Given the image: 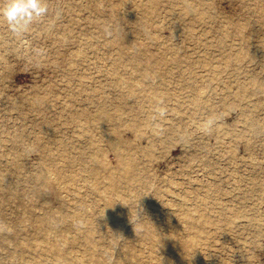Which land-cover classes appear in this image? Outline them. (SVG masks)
I'll use <instances>...</instances> for the list:
<instances>
[{
    "label": "rangeland",
    "instance_id": "obj_1",
    "mask_svg": "<svg viewBox=\"0 0 264 264\" xmlns=\"http://www.w3.org/2000/svg\"><path fill=\"white\" fill-rule=\"evenodd\" d=\"M95 1L101 4L91 9L87 2ZM148 1L40 0L42 14L23 32H13L0 15V224L5 221L10 230L5 242L0 237V264H34L15 242L38 247L36 224L15 221L27 205L54 214L58 228L74 221L73 209L84 206L86 214L99 217L106 207L81 176L67 184L77 188L67 205L55 184L43 186L37 196L32 188L24 194L39 184L32 177L51 163L61 139L87 149L84 111L92 115L98 140L116 122L112 137L133 147L134 178L124 182L117 211L108 215L127 224L146 222L141 229L156 232L153 241L143 232L134 237L141 264L177 255L176 242L163 244L176 234L194 241L182 248L177 264H264V0H188L195 3L191 11L183 0H160L146 23L152 31L146 38L132 31L136 24L129 18L142 16ZM8 3L0 0V8ZM203 10L207 18L199 13ZM248 21L246 35L234 30ZM117 22L133 40L159 50L163 66L136 71L134 52L121 56L112 42ZM143 73L149 77L140 84L117 81ZM195 88L203 89L206 106L195 103ZM100 106L109 107L116 119H99ZM245 106L252 111L244 112ZM104 152L118 164L113 149L104 145ZM7 185L23 197L8 196ZM123 230L121 240L127 236V227ZM55 238L45 246L59 254H44L43 264H56L54 257L68 264L70 238Z\"/></svg>",
    "mask_w": 264,
    "mask_h": 264
},
{
    "label": "bare ground",
    "instance_id": "obj_2",
    "mask_svg": "<svg viewBox=\"0 0 264 264\" xmlns=\"http://www.w3.org/2000/svg\"><path fill=\"white\" fill-rule=\"evenodd\" d=\"M183 1L184 8L187 11H191L195 8V3L188 0ZM124 2L125 1H122V3ZM159 3L160 0H149L142 7V16L138 18L134 16L129 18L130 21H133L136 24L132 31L135 30L139 34L143 36L145 35V37L152 35V31L148 29L146 23L150 20V15H153L158 8ZM87 4L92 9L94 7L99 8L101 2H87ZM199 13L203 18L208 17L207 10L200 11ZM100 25L104 29L108 26L104 19L100 22ZM250 25V21L246 23L238 22L235 24L234 30L244 36L246 35V29L249 28ZM115 28L116 35L112 42L117 43L118 51L121 56L126 52H134L132 53L131 64L136 71H147L148 69L153 70L163 66V62L166 58L159 50L152 51L147 42L133 40L126 30L123 32L122 22H117ZM121 34H123L122 39L119 37ZM239 56H241V54L235 59H238ZM228 58H231V56ZM119 61L120 59L118 58L115 63L117 64ZM114 67L116 68V65ZM145 77H149V74L143 73L142 75L133 78L118 76L117 81L132 86L134 84H140L139 79H144ZM193 95L196 104L199 106H206L202 105L204 98V91L202 88L193 89ZM99 109V119L109 122L116 119L117 115L110 112L109 107L100 106ZM243 111L248 114L252 110L248 106H245L243 107ZM82 114L84 120L88 122L83 126V130L81 131V134L88 140V142H86L88 145L87 149L84 150L82 144L63 142L65 141L64 139H61L63 141L59 140L60 142L57 144L58 146L55 147V150L57 151L53 152L51 163L48 164L50 166L44 165L40 170L37 169L34 173V177H32L36 181L40 180L39 184L28 186L24 189V194L27 195L29 192L27 190L32 188L30 190L37 196L43 186L55 184L61 194L60 202L67 205V200L77 196L76 193H72V191L77 188H73L67 184H76L75 181L81 176L80 179L83 180V184L91 185L94 193H96L98 197L106 200V207L104 206L103 211L98 214L99 217H95L94 214H86L87 210L84 206L81 207L82 209L79 207L78 209H73L69 215H72L74 221L69 222L66 227L58 228L57 221L53 218L54 214L38 211L37 208L33 206V203L32 205H27V208L21 209V207L19 208V205L22 204L19 201L16 206L21 209V211L18 210V217L15 221L23 223L32 222L33 224H36L34 228L39 237L34 238L33 241L35 244H38V247L32 248L33 250L27 248V241L23 239H19L15 242H17L19 252L28 253L33 258L34 264H43L44 254H59L58 249L53 247V245L52 247L45 246V241L56 243L54 241H57V239L55 238V240H53L52 238L57 234L67 236L72 243V245L68 247V251H73V253L70 255L67 254L66 257L68 264H91L92 260L94 264H110L111 262L112 264H122L124 261H127L126 264H138V262L141 264L142 261L139 260L138 255H136L135 246L137 242L134 237L138 236L140 232H143L153 241L156 232L154 230L141 229L142 227H145L146 222H141L139 224H137V222H132L131 224H127L124 220L120 222L118 217L116 219L108 215V212L114 214L115 211H117L116 204L118 203V200L116 199V196L120 195L121 187L124 182L133 180L134 178L137 159L133 152V147L119 136L112 137L113 134H110V132L115 125L117 126L116 122H113L112 127L107 128L105 126V130H103L104 132L98 140L96 136L98 132L95 131V128L92 125V115L85 111ZM173 119L167 124V127L174 128L175 120ZM45 143H47V141ZM104 145L116 152L118 158L117 165H112L107 160L104 152ZM12 158L14 159V157ZM13 162L16 164L15 159ZM67 169H70L71 172H67ZM73 170H79L80 172H72ZM81 172L84 173L81 174ZM3 176L4 175L1 172L0 181L4 179ZM7 186L9 188V191L7 190L8 196L14 195V197L18 199L23 197L22 194H15L11 185ZM130 215V213L126 214V218L130 219ZM182 216L187 217L188 213L184 212ZM74 227H77V230H72ZM124 227H127V236L121 240V235L124 233ZM9 231L8 227L5 226V221L3 224H0V234L2 235L0 236L1 242H5L7 237H9L7 234ZM98 232H100V234L97 235ZM109 232L112 234L111 236L106 234ZM173 233H175V231H173ZM173 242H176V245L178 246L177 255H172L171 252L167 253L166 256L161 258V264H177L176 260L181 257L183 251L182 248L189 246V244H192L194 241L191 235L188 238H182L181 235L176 234L172 239L164 241L163 244ZM78 244H81L82 246H79ZM8 254L13 255L12 252ZM15 258H19V256L16 255ZM52 259L57 261L56 264H62L59 258L57 259V257H54Z\"/></svg>",
    "mask_w": 264,
    "mask_h": 264
},
{
    "label": "clouds",
    "instance_id": "obj_3",
    "mask_svg": "<svg viewBox=\"0 0 264 264\" xmlns=\"http://www.w3.org/2000/svg\"><path fill=\"white\" fill-rule=\"evenodd\" d=\"M43 12L40 0H9L0 8V15L8 23L13 32H23L27 29L34 16Z\"/></svg>",
    "mask_w": 264,
    "mask_h": 264
}]
</instances>
